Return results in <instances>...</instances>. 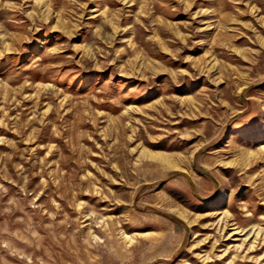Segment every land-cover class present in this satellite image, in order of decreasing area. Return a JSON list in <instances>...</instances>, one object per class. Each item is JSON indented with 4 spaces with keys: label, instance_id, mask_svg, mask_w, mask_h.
I'll use <instances>...</instances> for the list:
<instances>
[{
    "label": "rangeland",
    "instance_id": "obj_1",
    "mask_svg": "<svg viewBox=\"0 0 264 264\" xmlns=\"http://www.w3.org/2000/svg\"><path fill=\"white\" fill-rule=\"evenodd\" d=\"M0 264H264V0H0Z\"/></svg>",
    "mask_w": 264,
    "mask_h": 264
}]
</instances>
